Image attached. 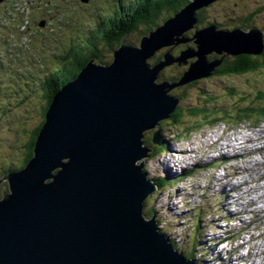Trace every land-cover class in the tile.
I'll list each match as a JSON object with an SVG mask.
<instances>
[{
	"label": "water",
	"instance_id": "water-1",
	"mask_svg": "<svg viewBox=\"0 0 264 264\" xmlns=\"http://www.w3.org/2000/svg\"><path fill=\"white\" fill-rule=\"evenodd\" d=\"M3 0H0L2 2ZM219 0H194L140 38L122 39L109 64L90 59L56 91L44 114L32 157L4 174L0 197V264H195L174 249L143 203L157 190L143 171L145 131L157 128L179 99L173 89L207 79L224 57L264 52L259 29L208 25L188 39L195 13ZM191 41L195 48L163 52ZM221 56L209 60L210 54ZM193 61L189 62V60ZM186 67L176 82L161 71Z\"/></svg>",
	"mask_w": 264,
	"mask_h": 264
},
{
	"label": "rangeland",
	"instance_id": "rangeland-1",
	"mask_svg": "<svg viewBox=\"0 0 264 264\" xmlns=\"http://www.w3.org/2000/svg\"><path fill=\"white\" fill-rule=\"evenodd\" d=\"M25 1L0 2V179L8 169H20L30 135L43 119L47 93L44 89L50 88L48 78L67 62L71 47L80 49L82 36L88 38L90 32L98 28L101 14L122 18L138 4V0H67L63 5L69 8L64 10L63 6L51 16V10L45 7L43 14L48 16L43 18L31 8L27 10ZM251 13H255L251 25L262 30L264 0H220L209 7L203 21L215 22L220 30H232ZM40 17L42 23L33 25ZM160 17L157 24L167 17L166 12ZM28 22L31 28H26ZM65 23L69 24V29L65 28ZM75 24L77 28L71 29ZM144 29L139 24L128 41L138 45ZM193 33L191 30L188 39ZM190 42L163 47L155 56H161L166 49L185 50L183 47ZM98 48L109 59L111 50L101 43ZM180 51H172V54L177 56ZM152 63L150 60L149 64ZM185 69L176 65L167 67L157 82L181 76ZM258 93L264 95V69L244 76H212L177 87L170 94L183 96L178 103L183 109L181 123L166 119L158 127L161 142L164 139L171 152H156L150 157L158 146L151 143L157 128L144 133L143 147L150 151L148 157L142 159V169L148 179L166 178V181L163 188L146 198L143 214L146 219L153 216L159 231L166 235L174 249L185 257L193 255L195 260H191L195 264H239L238 257L243 258L241 264H249L248 260L251 264H264V220L258 221L261 216L255 213L260 205L257 196L264 199V151H261L262 146L264 150V114L260 112L255 118L237 124L235 118H229L237 111L241 97H249L253 102L251 98ZM194 106L217 111L215 117L224 110L227 116L222 117L219 127L208 130L203 116L192 118L185 112ZM253 106H262L260 109L264 110L262 103L254 101ZM192 126L189 136H185L184 130ZM225 128L229 129L228 133ZM258 133L263 135L255 137ZM242 134L255 136L253 143L247 141L245 147H240L239 154L244 155L240 158L242 155H235L229 147L233 145L232 140ZM212 141L217 142L210 145ZM183 170L191 175L183 178L180 174ZM219 177L225 178L223 186ZM238 179L246 183V194L237 187ZM6 188V182L2 181L0 195ZM255 195L256 201L251 199ZM250 201L257 204L249 208Z\"/></svg>",
	"mask_w": 264,
	"mask_h": 264
},
{
	"label": "trees",
	"instance_id": "trees-1",
	"mask_svg": "<svg viewBox=\"0 0 264 264\" xmlns=\"http://www.w3.org/2000/svg\"><path fill=\"white\" fill-rule=\"evenodd\" d=\"M189 2H191V0H156V1L146 0L143 2L139 0L137 2L138 3L137 5L136 4L133 5L134 9L132 8L122 18L117 17V19H115L112 23L109 21L112 17L108 18V14H103V15L101 14V19L100 22L98 23V28L93 32H90V36L88 38L82 36V39L80 40V42L82 43L80 45V49L71 47L72 48L71 53L66 55L67 62L65 61L62 64V66L58 67L55 70L54 74H51L49 76L48 82L50 88L49 90L44 89L46 90L47 93L45 95V106L42 114L43 119L41 123L37 126V128L34 131H32L30 135L29 142L26 145V150H27L26 156L22 161L20 169H22L32 157L33 147L36 141L37 133L44 122V114L51 102V98L53 94L56 91H58L62 86H64L65 83H68L73 79H75V77H77V75L79 74V71L87 64V62L90 59L93 58L94 62L97 64H101V65L109 64L112 60V53L115 49H117L120 46L121 40L124 38L128 40V36L134 33V31L136 30L139 24H142L145 27L144 30H141V36L147 35L150 31L160 26L166 19H168L169 17L173 16L175 13L183 9ZM32 4L33 1L32 3L30 2L27 5V7L32 8ZM209 7L203 9L201 8V10L196 11L195 18L197 22L194 25V28L192 29L193 32L202 29L204 27H207L208 25L211 24L214 25L217 30H220L217 24H215V22L203 21L205 19L203 16L207 13ZM164 12H166L167 17L162 18L161 22L157 24L158 19L161 18L160 16ZM254 14L255 13L246 15L243 21L240 24L236 25V28L238 27L245 31L251 28L257 29L256 26L251 25L252 16ZM262 31H264V26H262ZM189 35H191V30L184 34V36L187 38ZM99 43L107 46L111 50V56L109 57V59L103 54V51H100V49L98 48ZM188 48L194 49L195 48L194 43L190 42L188 45L183 47V49H188ZM178 50L180 51V48L172 49V51H178ZM161 56L156 57L154 55L152 58L148 60V62L150 60H153V63L150 65H154L160 60ZM220 58L221 56L215 53L210 54L208 56L209 60L220 59ZM261 69H264V52L261 53L260 55H249V54H240L237 56L227 55L224 57L223 62L218 67H216L212 76L224 77V78L232 77V76H244L247 74H254L256 73V71H259ZM163 71L160 72L159 77L161 76V73ZM179 78L180 75L171 78L167 77V79L170 82H176L179 80ZM229 93L230 91H228V94ZM173 96L181 101L183 100L182 98L183 96L180 95H173ZM251 100H253V102L249 100V97H241L237 111H233V116H229V118L230 119L235 118L237 120L235 123L237 124L238 122L246 121V119L255 118V115L260 112L264 114V110L262 111V109H260L262 108V106L261 107L253 106L254 101H256V103L258 102L264 105V95L262 93H258L255 96V98H251ZM182 110H183L182 107L178 104L176 110L172 114H170V117L168 119H170L174 124L181 123V120L183 118ZM185 112L188 113V115L192 118H196L197 116H203V118L207 120V124L205 123L207 126H213L215 124H218L219 122H222L223 116L225 117L227 116L226 114H224L225 113L224 110L221 111L222 113L220 114V116L215 117L214 113L217 111H214L209 108L195 107V106L187 109ZM202 126L203 125H200L199 127ZM193 128L194 127L192 126L189 129L188 128L185 129L183 134L185 136H189V134L191 133V129ZM166 150H167V144L163 139L162 145L157 146L155 152L150 153V157L154 156L156 152L160 153L163 151L165 153ZM12 171H17V170L8 169L6 172L9 173ZM189 174H185V175H189ZM181 176L184 178L183 175ZM149 179L155 182V184L157 185V189L163 188L164 182L166 181V178L159 179L162 182L157 181L156 179L153 178H149ZM149 196L147 198H149ZM150 217L152 218L153 216ZM169 243L173 246L171 242ZM183 257L186 259L195 260L193 255L187 257L183 255Z\"/></svg>",
	"mask_w": 264,
	"mask_h": 264
},
{
	"label": "bare ground",
	"instance_id": "bare-ground-1",
	"mask_svg": "<svg viewBox=\"0 0 264 264\" xmlns=\"http://www.w3.org/2000/svg\"><path fill=\"white\" fill-rule=\"evenodd\" d=\"M82 1H86V0H82ZM139 1V0H138ZM137 1V2H138ZM194 1V0H193ZM189 4V3H188ZM115 19H117V16H115L114 18H111L109 21L112 23ZM167 50V49H166ZM54 73H55V71H53ZM54 73H52V74H54ZM216 126H217V124H216ZM261 131V130H260ZM263 133H264V129H263V131H262ZM263 134H260V133H258L256 136L255 135H253V136H251V135H241L237 140H236V138L234 139V140H236V143L235 144H233L232 146H234V149L235 150H238L239 148H240V146L241 147H245V144H246V142L247 141H249V142H253L254 140V136L255 137H261ZM245 140V142H243ZM235 155H238L237 153L235 154ZM257 161H255V163H256ZM211 163V162H210ZM203 164V163H202ZM207 164V163H206ZM241 170V169H240ZM240 173V172H239ZM219 180L218 181H220V183H221V186H223L224 185V183H223V181L225 180V178L223 177V178H218ZM246 181V180H245ZM244 181V182H245ZM225 182V181H224ZM261 186H263V185H261ZM260 186V187H261ZM239 189H241L243 192H244V190H243V188H242V186H239ZM264 189V188H263ZM245 193V192H244ZM224 196H226V195H224ZM261 196V195H260ZM260 196H259V198H260ZM262 196H264V195H262ZM260 199H262V200H264L263 199V197H261ZM254 200V199H253ZM255 201V200H254ZM252 202V201H251ZM253 204H255V202H252ZM244 214V213H243ZM237 215V214H236ZM240 215V214H239ZM212 246H213V244H212ZM213 248V247H212ZM217 253H218V251H217ZM247 254H248V252H247ZM246 254V255H247Z\"/></svg>",
	"mask_w": 264,
	"mask_h": 264
}]
</instances>
